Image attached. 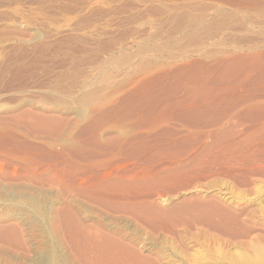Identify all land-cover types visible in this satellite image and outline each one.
I'll use <instances>...</instances> for the list:
<instances>
[{"label": "bare ground", "instance_id": "6f19581e", "mask_svg": "<svg viewBox=\"0 0 264 264\" xmlns=\"http://www.w3.org/2000/svg\"><path fill=\"white\" fill-rule=\"evenodd\" d=\"M223 1L225 2V0ZM227 1L232 4L235 0H226V3ZM251 1L253 2V0H247L251 4L258 5L257 0H254V3ZM234 3H237V1ZM249 3L247 4L249 5ZM255 11L257 15H260L258 17L264 16L262 7H257ZM216 13L224 15L225 10L217 8ZM262 17L254 20V24L249 25V27H263L264 19ZM171 19L169 20L172 21L173 19ZM175 21L180 32L182 29H188L187 34H184L180 41H176L175 45H182L183 41L188 43H184L185 46L193 45L192 41L197 43L199 47L194 51L206 49L207 45L205 47V44L213 38V35L210 26L205 27L203 31L198 28L204 23L205 17L184 14L180 15ZM252 44L248 43L249 49L252 50L249 53L228 50L222 52L216 59L210 56L212 58H206L205 61L202 59L197 61L196 59V62L191 64L189 61L187 62L189 64L184 62L190 66L186 67L182 63L183 67L181 65L180 67L176 66V70L174 68L171 71V67L165 66L158 71H148L150 66L158 65L159 61L152 59L151 55L148 54L150 50H153V46L149 47L150 44L144 43V46L136 54L139 57L142 56L139 69L143 72L147 71L145 75L134 76L130 78L129 82L122 83L107 92L105 91L104 94L102 86L94 87L92 85L95 81H87L88 79L81 82L78 80L69 81V77L75 71H68L65 68L56 74L55 79L47 86L51 91L50 95L46 97L49 102L54 103L52 106L20 107L13 109L14 111H11L12 113H9L6 117H0V141L4 143L14 141V145L12 144L13 149L22 154L20 156L23 161L22 169L18 172V169L15 168L13 172L24 176V180L30 182V186H15L12 183L5 186L0 184V199L5 198L9 203L7 205L8 212L0 215V237L12 238V240L14 238L22 240L23 243L26 242L25 234L23 235L26 230L23 231L22 224L31 230L30 232L37 233L34 235V255L27 263L23 264H182L175 257L179 254L189 257L188 259L195 256V252L193 254L190 250L192 245L190 246L187 241H197L202 237L198 232H192L190 228H198L208 233H211L210 230L221 231L223 229L228 236L235 235L234 232L236 231L233 229V225L239 221V214H236L237 211L231 207L224 205L215 195L198 192L180 198V201L170 206H163L160 201L164 196L166 197V193L170 192L171 194V191L173 192L170 182L173 181L177 186L174 181L176 178L181 179L178 177L179 175L181 177L185 175L184 178L187 177L186 175L191 176V182L193 180L199 182L202 177H206L210 170L205 174L203 169L208 170L205 165H209V162L212 165L215 163V165H211V172L215 171L214 174H226L232 178L245 175L243 180L246 183L250 178L249 176L258 175L262 171L258 170L260 167H257L236 173L237 166L233 161V154L239 156L245 148L248 149V145L250 146L253 141L261 138L258 134L264 135V122L258 127L255 122L252 123V126L254 124L256 127H253V130L246 131L243 137H241L242 132L241 136L239 135L240 129L239 133L235 132L236 127L233 129V125L232 127L225 126L221 122L220 124L218 122L216 127V124L211 122L210 124L213 123L214 126L213 124L212 126L215 128L209 125L212 129L207 131H198L193 127L189 128V120L198 125L202 123V119H207L210 115L205 110V116L202 117L201 115L200 107L204 106V102L206 107L210 103L214 106H216L215 103L220 105V103L226 102L222 98L223 95L227 93L232 97L231 94L235 93L234 87L237 88V86L238 89L246 90V88H250L255 84L258 85V89L255 86L258 90L255 96L246 97L245 95V98H240L241 103L238 101L239 103L235 104H248L244 112L241 110L242 115L246 118L250 117L248 120H253L254 117L258 118L259 115L260 119L261 116H264V102L257 100L258 95H262L260 93L264 90L261 88H264V50L253 49V47H250L253 46ZM210 45L212 44L208 46ZM155 49L167 50L168 53H172L171 48L167 47L166 44L157 45ZM209 52L205 51V54H209ZM125 56L126 58L131 57V55L120 53V55L112 56L111 59L119 61ZM205 63L210 67L207 68L204 74L202 73L203 75L201 74L202 76L199 78L201 81H196L194 70L191 67L195 66L194 68L197 71L196 67L199 66L203 69L201 65H206ZM198 73L200 74V72ZM214 80H217L215 84L220 81L221 85L224 84L223 82L226 84L228 81L230 85L234 81L235 86L234 84H232L234 87L231 85L232 90H234L231 91V94L230 90L228 91L229 87L227 89L221 87L216 90L214 86H209L210 84L213 85ZM177 87L178 90L180 87V91L186 93L183 97V104H185L186 109L187 107L189 109L184 111L185 114H182V116L178 112L175 114L176 111L174 110L172 113L180 116L177 117L184 121L182 126L185 128H175L172 125V128L168 127V119L174 115L172 113L168 116L169 118H166L167 116L162 117L159 114L157 116L154 113L156 119L150 121L146 114L150 113L151 110L153 111L156 102L161 99H164L166 104H162L167 107L165 99L168 96H173L175 92V95L180 94L176 90ZM255 88H253L254 91ZM242 89H239L242 93L247 91H242ZM253 89L251 88V91ZM171 90H174L172 95L170 94L172 93ZM241 92L238 91L239 95L242 94ZM163 94L165 96L170 95L165 98ZM218 94H221L222 97ZM217 95L220 97L218 100H216L219 98ZM180 97L178 95V98L182 100V96ZM210 97L217 98L210 101L212 99ZM171 99L173 98L171 97ZM262 99H264V96ZM230 101L227 102H233V100ZM148 102H151L149 108L147 107L148 104L146 106L149 111L135 110L138 108L137 106L140 107ZM177 102L180 103L179 100ZM173 103H170L169 100L168 104L173 105ZM72 104L74 105L72 106ZM235 104L231 107L235 108ZM174 105L175 109H181L184 106L180 108V106L176 107L175 103ZM209 105L208 108L211 107ZM146 107L142 106V108L147 109ZM222 109L226 110L225 107ZM217 110L212 113L211 109V116L217 114L219 111ZM226 113L223 115H230ZM238 113L235 114L238 115ZM72 114H75L74 117ZM226 116L221 115L219 117L225 118ZM173 117L177 119L175 116ZM173 117H171L172 120ZM212 118L209 120L212 121ZM216 118L214 119L221 121L224 119H218L217 115ZM241 118L240 116L238 120H241ZM182 120H180L181 123ZM242 123L243 118L240 124ZM257 123L259 124V122ZM18 124L21 125V131L27 137L25 140H22V137L17 138L19 135H14L16 132L12 133L13 130L11 129ZM142 124L146 126L143 127ZM157 124H163L167 127L160 128L161 132H155L158 135L154 133L156 137L150 140L149 138L153 135L151 131ZM139 125L141 126L139 127ZM177 126L181 127L178 124ZM146 127L148 129H145ZM237 134L240 136V138L237 136L238 139L234 137ZM30 136L40 137L41 141H29ZM169 139L168 144L163 143L165 140L169 141ZM7 145H10V142ZM175 147H178V153L174 152L177 149ZM149 148L155 150L154 157H146L143 160L139 158V160V154ZM17 154L12 155L16 156ZM254 155L255 153L250 154L248 159H255L253 158ZM158 157L161 160H158ZM204 162L206 163L204 164L205 168L202 166ZM0 175H3L1 168ZM173 178L175 180H172ZM182 183L185 187H187L186 185L190 186L189 183ZM182 183L178 182V185L180 184L179 186L185 189ZM45 184L57 186L58 190H50L45 187ZM179 186L177 190H182L179 189ZM196 186L194 190L197 188ZM200 188L201 186L198 189ZM85 200L87 202H84ZM91 206L102 210L105 215L91 209ZM109 212L112 214L107 216ZM139 224L146 225L153 232L162 231V233L171 235L173 238H164L159 241L150 240L149 242L145 240L144 242L137 235L135 225ZM202 225H206L207 229ZM246 227L239 229L242 230L241 235L243 232L247 233L245 231L250 229V226ZM37 230L38 232H36ZM175 237L179 239L176 240ZM29 251H31L30 247ZM198 254L199 250H196V255ZM190 255L192 256L190 257ZM171 256L175 257L171 258ZM234 256L245 264H264V244L254 245L252 251L236 249ZM188 259L184 258V260L190 262L194 257L190 261ZM2 262L1 264H11Z\"/></svg>", "mask_w": 264, "mask_h": 264}, {"label": "rangeland", "instance_id": "374dc122", "mask_svg": "<svg viewBox=\"0 0 264 264\" xmlns=\"http://www.w3.org/2000/svg\"><path fill=\"white\" fill-rule=\"evenodd\" d=\"M222 1L223 0H0V117H6L9 113H12L14 111L13 109H17L20 107L28 108L32 106H52L54 103L49 102L46 97L47 95H50L49 93L51 91L47 86L51 81L55 79V75L65 68H67L68 71H75V73L69 77V81L78 80L79 82H81L87 79V81H95L94 83H92V85L94 87L102 86L104 88V94L105 91L107 92L108 90L118 87V85L122 83L129 82L130 78L134 76L145 75V72L147 71L143 72L139 69V64L142 60V56L139 57L136 54L139 50H141L140 48L144 46V43H148V45L150 44L149 47L153 46V50H150L148 54L151 55L152 59L159 61L158 65L155 64L150 66L148 71H158L161 69V67L165 66L171 67V71L174 68L176 70V66L180 67V65L182 66L183 64H189L187 63L188 61L190 62V64L196 62V59L197 61H199L200 59L205 61L206 58H212L210 56H213V59H216L221 55L222 52L228 50H236L243 53H249L252 50L249 49L248 43H253V46H250L253 47V49L258 48V50H264V25H262L263 27L261 28L258 26L249 27V25L254 24V20L262 17H258L260 15H257L255 10L257 9V7H262L264 10V0H257L259 2H257L258 5L254 3V0L253 2L251 1L254 4L249 3L250 1L247 2V0H242L243 2L240 0H235L234 2L237 1V3L232 2V4L228 1L226 3V0L225 2ZM246 2L249 3V5ZM217 8H222L223 10H225V14H217ZM184 14L189 16L195 15V17H205V24L202 23V25L198 26V28L199 30L203 31L205 27L210 26L209 28L211 30V34L213 35V38L209 40L207 39L208 42L205 44V47L207 45L206 49L194 51V49H198L199 47L197 46V43L192 41L191 43L193 45L185 46L184 43L188 44L186 43V41H183L182 45L174 44L176 41H180L184 37V34H187L188 32V29H182V31L180 32L178 24L175 21L177 18H179L180 15ZM262 18L264 19V16ZM169 19H171L172 21H170ZM208 20L210 21L208 22ZM165 35L167 36L165 37ZM168 37L170 38L168 39ZM164 44H166L167 47L171 48L172 53H168L167 50L155 49L157 48V45ZM209 44L212 45L208 46ZM205 51L210 52L209 54H205ZM120 53L131 55V57L126 58L125 56V58L123 57L119 61H113L111 59L112 56L120 55ZM214 53L216 54L214 55ZM186 55H188V57H186ZM187 58L189 60H186ZM187 66L190 65H186V67ZM201 66L203 67V69L197 66V71L194 68L195 66L193 68L191 67V69L194 70L193 73L196 76L194 79L196 81L199 80V78H201L207 68L210 67L207 64ZM198 72H200V74ZM183 79H185V77H183ZM199 81H201V79ZM211 81L212 79L210 80V83ZM214 81L215 82L212 83L213 85L210 84L209 86H214L216 90L220 89L221 87L226 89L227 87H229L230 89L228 88V91L230 90V94L231 91L234 90H232L231 88V85L234 84V81L232 80V83L230 82V85L228 84L229 81H226V84H228L229 86H226L225 82H223L225 85H221L220 81H218L217 84H215L217 80ZM255 86L256 84L254 86H251L250 88L248 87L250 89L249 91L246 87L245 88L247 91L239 88L242 89V91H246L243 93L238 89V86L237 88L234 87L235 93L231 94L233 95L232 97H230V95L227 93L223 95V97L221 96L222 93L218 94L223 99H225L224 101H226L222 104L220 103V105H217V103H215L216 106H214L210 103V105H208L211 107L208 108V105L206 107V104L204 102V106L200 107V111L203 113H201L202 117L205 116L204 110L207 112V114H210H208V116L205 113L208 116V120L213 116L215 117L212 118V121H208L206 118H201L202 123H199L198 125L196 123H192L189 120V128L193 127V129L196 128L195 130L198 131H207L215 128L218 125V122L219 124L221 122L222 124H225V126L232 127L233 125V129L234 127H236L234 129L235 132L239 133L240 129L241 131L239 135L242 132V136H240L243 137L246 131L253 130L256 127V125L254 124L252 126V123L255 122L258 127L261 123L264 122V116H261V119L259 118L260 115H257L258 118L254 117L255 119L252 116L254 120L253 121L252 119L248 120L250 119V117L246 118L244 115H242L245 109H247V103H244L242 105L239 104L241 106L237 105L241 101L240 98H245V95L246 97H250L251 95L255 96V94L258 93V85L256 86L257 89L255 88ZM251 88H255L256 90L254 91L253 89L251 91ZM261 88L264 89L263 87ZM180 89L181 88L179 87L178 90L177 87L176 90L180 94L175 95V92L173 95L174 97L168 96L170 94L172 95L174 90H171L172 93L167 95L168 98H170L165 99L167 101V107L162 104H166L164 99H161L163 102H160L161 100L157 102L155 101L156 107L153 111H149L148 109L150 107L149 105H151V102L145 103V105L143 104L140 107L137 106L138 108L135 110H145L142 112L149 111L150 113H147L146 116L150 121L156 119L155 117L157 114L162 117L167 116L166 118H169L168 116L171 115L170 113L174 111H176L175 114L178 112V114L182 116V114H185L184 111H187V109L189 108L187 107L186 109L185 104H183V97L186 93L184 91H180ZM238 91L242 94L239 95L240 93H238ZM260 94L264 96V90ZM163 95L165 98L167 97L165 96V94ZM178 95L179 97L182 96V100L180 99L181 97L178 98ZM218 95L217 97H219ZM262 95H258L257 100H261L262 102H264V99H262ZM259 96H261V98H259ZM164 97L162 96V98ZM171 97L173 99H171ZM217 97L214 98L216 99ZM226 97L230 98L226 100ZM174 98L176 99V101L179 100L180 103L184 105L183 106L179 102H177L178 104H180V108L181 106H183L181 109H175V107H173L174 103L176 104V107L178 106L176 101H174ZM210 98L213 99H211L210 101L215 100L213 97ZM218 99H220V97L216 100ZM230 99L231 101L233 100V102H231ZM169 100L170 103L174 102L173 105L168 104ZM227 101H230L231 103ZM226 103H228L229 106ZM233 104H235L234 107L236 108V110L235 108L231 107L233 106ZM73 105L74 104H72V106ZM142 106H147L148 108L146 107L147 109H145L142 108ZM162 106H164L165 108L163 107V109ZM204 107H206L208 111L206 108L204 109ZM223 107H225L226 110H223ZM215 108L219 111L217 110V114L211 116V109L213 113L216 111ZM241 110H243V112ZM218 113H220L219 116H226L223 115L225 113L230 115H227L228 118L227 116L225 118L222 117L224 118L222 121L215 120L217 119L216 115L218 119L221 118L218 116ZM235 113H238L239 116ZM173 114L174 113H172V115ZM175 114L173 116H175L177 119H174L173 116H170V118L168 119V127L172 128L173 126L175 128H185L184 126H182L184 121L179 118L180 116L178 114ZM74 115L75 114H72L73 117ZM240 116L243 118L242 124H240L242 122V118L241 120H238ZM243 116L245 117V119H247L246 121ZM171 117H173V120L171 119ZM213 119L215 122L213 121ZM180 120H182L183 122L181 123ZM211 122L216 124L215 127H213V123V126L212 124H210ZM257 122H259V124ZM177 124L181 127L177 126ZM140 126L141 125H139V127ZM145 126L146 125H144L143 127ZM147 127L145 129H148ZM163 127L165 128L167 126L163 124L155 125L151 131V134L153 135L150 134L152 138L150 137L149 139H154L156 137L155 134L158 135V133L161 132L160 128L163 129ZM11 130H13L12 133L16 132L14 133V135H19L17 138L20 139V137H22V140H25L27 138L21 131V125L18 124ZM258 135H260L261 138L264 137V135L262 134ZM237 136L238 134L234 137L237 138ZM240 136H238V138H240ZM261 138H258L257 141H253V144H251L250 146L248 145V149H244V151L246 150L247 153H244L243 151L239 156L236 154V156H234L233 154V161L237 166V168L235 166L236 173L238 171L242 172L251 168L255 169L257 167H260V169L258 170L263 171V173L261 171L258 175L254 174L249 176L250 178H248L249 180H247V183L243 180L245 175L232 178L231 176L229 177L226 174H219L220 176L218 174H214L213 172L215 171L211 172V168L213 165H215V163L212 165L210 164V162L209 165L205 162L202 163V166L204 167V164H206V169H208H203L204 173L210 170V173H208L210 177L208 175L206 177L204 176L202 177L203 179L201 178V180H199V182L198 180H193L191 182V176L189 175H186L189 179L187 177L184 178L185 175H182V177L179 175L178 177L184 180H178L176 178V182L175 178H173L172 180H175L174 182L177 183L176 186V184H174L170 179V181H172L170 183L172 184L171 190H173V192L171 191V194L170 192L166 193V197L164 196L165 198L163 197L162 201H160L163 206H170L173 203L180 201V198L182 199L187 195L189 196L199 192L202 194H211L217 196L224 205H227L233 210L237 211L236 214H239L238 216L240 218L237 224L233 225V229L236 232H234L235 235L231 237L228 236V234L225 233L223 229H221V231L210 230L211 233H208L198 228H190L192 232H198L202 235V237L197 241H187L190 246L192 245L190 250L193 254L195 252V256L197 257L195 258V256H193V259V257H191L193 254L190 255V257L193 259L192 261H190L191 258L188 259L189 257L187 258L180 254L176 257L171 256V258L175 257V259H178V261L182 262V264H225V262L226 264H245L239 258H236L234 256L236 249H239L241 251H252L254 245L256 246L264 244V139L261 140ZM167 140H165L163 143L168 144L170 142V139L169 141ZM29 141L40 142L41 138L30 136ZM0 142L6 145L5 146L0 143V168L3 172V175H0V184H2L3 186L11 183L15 186H30V182L25 181L24 176L15 174L13 172L15 168H17L19 172L23 166V161L20 159V156L22 154L19 151L17 152V150L13 149V145L15 142L13 141L11 143V141H8V143L10 142V145H7L8 143H4L3 141ZM175 149L177 151L175 150L174 152L178 153V147H175ZM16 153H18L16 156L12 155ZM252 153H255V155L257 154V156H253V158H255L252 159L253 161L251 159H248V156H250V154ZM140 154L138 159L142 158L141 160H143L146 159V157H154L155 150L153 148H149ZM158 160L161 159H159L158 157ZM196 168L198 169V167ZM178 182L180 184L182 182H184V184L189 183L191 187L189 185H186L187 187H185V185H183L182 183V186L185 187V189L181 188L179 186L180 184L178 185ZM178 186L179 189L181 188L182 190H177ZM195 186L197 188H195L194 190ZM199 186H201L200 189H198ZM45 187L53 191L58 190V187L53 185L45 184ZM84 202H87V200H85ZM8 204L9 203L5 198L0 199V215H4L8 212ZM91 207V209L95 211L97 210V212H102V210L98 209L97 207ZM110 214L112 213L109 212V214L106 215L109 216ZM240 220L242 221V223ZM22 226L24 227L23 231L26 230L25 232H23V235L25 234L24 238L26 237V242L24 241L23 243L22 240H16L14 238L12 240V238L10 239L0 237V264L2 261L9 262L11 264L27 263L28 260H30V258L34 255V235L37 233L30 232L31 230L25 227L24 224H22ZM246 226H250V229L245 231L247 233L243 232V234L241 235L242 230L240 231L239 229L241 227L245 228ZM135 227L137 228V235L144 242L145 240L149 242L150 240L159 241L164 238H173L171 237V235L162 233V231L153 232L152 230H149V227L147 228V226L143 224L135 225ZM203 227L207 229L206 225H204ZM132 230L135 231L134 228H132ZM36 232H38V230ZM174 239L178 240L179 238L175 237ZM29 247L31 248V251H29ZM196 250H199V256L196 255ZM184 258L188 259L190 262L184 260ZM199 258L201 259L198 260ZM194 260L196 262H193Z\"/></svg>", "mask_w": 264, "mask_h": 264}]
</instances>
